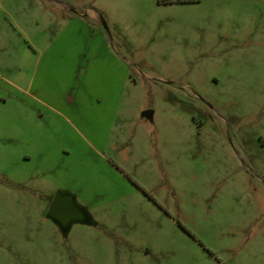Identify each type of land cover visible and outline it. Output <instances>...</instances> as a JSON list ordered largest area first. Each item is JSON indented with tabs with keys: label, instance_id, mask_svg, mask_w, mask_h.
Listing matches in <instances>:
<instances>
[{
	"label": "rangeland",
	"instance_id": "374dc122",
	"mask_svg": "<svg viewBox=\"0 0 264 264\" xmlns=\"http://www.w3.org/2000/svg\"><path fill=\"white\" fill-rule=\"evenodd\" d=\"M0 264H264V0H0Z\"/></svg>",
	"mask_w": 264,
	"mask_h": 264
},
{
	"label": "water",
	"instance_id": "95a60500",
	"mask_svg": "<svg viewBox=\"0 0 264 264\" xmlns=\"http://www.w3.org/2000/svg\"><path fill=\"white\" fill-rule=\"evenodd\" d=\"M153 113V110L144 112L149 118H153ZM47 217L59 227L65 236L74 224L95 225V220L87 208L79 204L77 197L66 190L56 192Z\"/></svg>",
	"mask_w": 264,
	"mask_h": 264
},
{
	"label": "crops",
	"instance_id": "0c3cea01",
	"mask_svg": "<svg viewBox=\"0 0 264 264\" xmlns=\"http://www.w3.org/2000/svg\"><path fill=\"white\" fill-rule=\"evenodd\" d=\"M53 198H54V197H53ZM52 201H53V199L50 201V205H51ZM49 208H50V207H49Z\"/></svg>",
	"mask_w": 264,
	"mask_h": 264
}]
</instances>
